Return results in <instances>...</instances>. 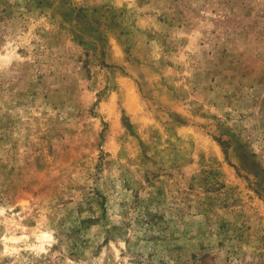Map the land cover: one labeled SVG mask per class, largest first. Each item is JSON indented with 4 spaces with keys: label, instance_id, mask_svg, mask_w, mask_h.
Masks as SVG:
<instances>
[{
    "label": "rangeland",
    "instance_id": "374dc122",
    "mask_svg": "<svg viewBox=\"0 0 264 264\" xmlns=\"http://www.w3.org/2000/svg\"><path fill=\"white\" fill-rule=\"evenodd\" d=\"M0 264H264V0H0Z\"/></svg>",
    "mask_w": 264,
    "mask_h": 264
}]
</instances>
